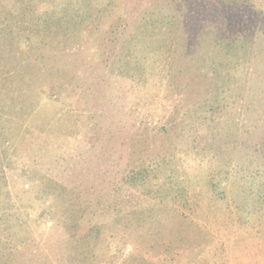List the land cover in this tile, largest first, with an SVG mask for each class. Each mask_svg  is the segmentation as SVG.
I'll return each mask as SVG.
<instances>
[{"label":"rangeland","instance_id":"1","mask_svg":"<svg viewBox=\"0 0 264 264\" xmlns=\"http://www.w3.org/2000/svg\"><path fill=\"white\" fill-rule=\"evenodd\" d=\"M207 1L214 3L213 11L199 18L198 28L225 30L242 40L245 48L235 59L248 68L237 116L233 119L232 106L214 123L211 118L191 119L216 86L204 76L205 64L190 61L187 72L176 71L184 65L180 46L174 44L189 17L186 0H0V21L8 18L10 22H4L13 30V35L0 34V74L23 62L31 72L20 73L26 81L33 78L30 85L20 84L24 89L18 95L11 90L0 93L1 104L15 101L20 120L10 131L15 145H10L9 157L0 158L6 176V184L0 176V249L22 257L25 264H76L66 220L51 214L50 201L36 203L37 191L58 184L80 194L66 218L76 221L82 218L88 190H114L115 180L121 197L135 193L124 179L133 176L146 157L175 156L194 167L204 158L213 170L245 165L264 176V152H256L264 136V0ZM79 2H85L86 17L81 24H70L68 39H44L43 29L32 43L23 30L34 26L33 17L41 23L61 6L72 5L73 11ZM228 8L234 9L238 23L221 19ZM147 36L162 44L153 43L160 46L159 57L130 63L131 40ZM195 43L198 49L199 41ZM201 48L199 54L210 51L209 44ZM231 94L223 95L228 99ZM163 128L168 136L161 135ZM205 219L197 220L213 238L197 257L198 264H264V238L256 230H238L231 220ZM13 231L21 234L18 243ZM127 244L114 258L102 249L85 264H137L130 252L159 254L149 242Z\"/></svg>","mask_w":264,"mask_h":264},{"label":"trees","instance_id":"2","mask_svg":"<svg viewBox=\"0 0 264 264\" xmlns=\"http://www.w3.org/2000/svg\"><path fill=\"white\" fill-rule=\"evenodd\" d=\"M207 2L186 0V5L190 7L189 17L182 27V33L177 34L179 37L174 46L177 48L180 46L183 53L181 59L184 62V65H180L184 71L178 68L176 71L180 74L187 72L188 63L197 61L205 64L206 79L215 83L214 91L209 90L211 98L204 101L202 110L199 108L194 111L195 117H191L196 118V122L210 121L211 118L214 123L215 117H226L229 111L225 110L232 106L235 108L233 119L237 116V107L243 98V86L246 88L243 80L248 68L241 60L235 59L238 52L245 48L244 45L240 46L242 40L233 38L225 30L201 31L198 28L201 24L199 18L211 15L210 12L213 11L211 8L214 3L209 1L211 6ZM1 5L2 2L0 13H4V6ZM84 5L85 2H79L73 11L69 9L72 5L61 6L59 10L47 14L41 23L33 17L34 26L23 30L28 31L32 43L34 37L36 39V34L40 38L39 33L43 29L46 33L42 34L44 39L49 38L52 42L66 40L71 36L70 24H81L86 17ZM13 16L14 14H11L12 19ZM220 17L229 24L235 23L234 20L237 19L232 8L222 12ZM74 18L79 22L72 23ZM4 20L9 21L8 18ZM4 20L0 21V34L8 31L5 33L13 35L11 25H6ZM19 24L20 22L17 23ZM134 39L130 42L128 52L130 63L137 62V65L142 62L148 63L150 57H159L160 42L155 41L153 36ZM196 39L199 41L198 49L194 45ZM206 44H209L210 51L199 54L198 51ZM17 52L20 53L22 50ZM197 53V58H194ZM23 65V62L17 63L6 73L0 74V93L11 90L18 95L24 89L20 84L30 85L33 78L28 76L29 81H26L20 69L27 74L31 72V68L27 65V69ZM220 89L223 93L216 95ZM226 91L232 92L228 99L223 95ZM65 107L68 109L70 104H66ZM18 112L14 100L8 99L7 103H0V158L9 157L10 145H15V138H12L10 131L14 124L20 122ZM161 131V135L168 136L166 129L163 128ZM256 152H264V136L257 144ZM164 156L146 157L138 169L133 171V176H128L127 179H124L126 176L123 177L129 184V190L135 189V193L131 192L128 199L119 195L120 190L117 186L119 183L115 180L112 187L114 190L85 192L88 200L81 210L82 218L76 221L67 219L72 215L71 208L79 201L80 194L68 191L58 184L56 187H60L59 189L50 186L48 190L37 191L39 199L36 203L50 201L51 214H58L60 220H66V230L70 238L68 246L76 248L73 262L85 264L93 259L92 256L95 259L97 252L102 249H107L114 258L120 251L122 252L121 247H125L127 243L135 242L138 246L149 242L152 243L153 249L158 248L159 254L147 257L144 254L130 252L128 255L134 257L137 264H198L197 257H201L213 238V234L197 220L204 218L207 222L217 223L231 220L237 225L238 230L248 229L245 230L248 232L256 230L261 239L264 238V176L260 172H252L245 165L236 166L233 170H228L223 165L213 170L205 163L204 158H201L199 164L194 167L175 156L169 159ZM0 176L6 184L5 170L1 163ZM50 183L55 182L50 180ZM13 236L18 243L21 234L13 231ZM114 246H118L120 250ZM7 251L4 247L0 249V264H25L22 257ZM90 253L92 255L89 256ZM10 255L12 258L8 260Z\"/></svg>","mask_w":264,"mask_h":264}]
</instances>
